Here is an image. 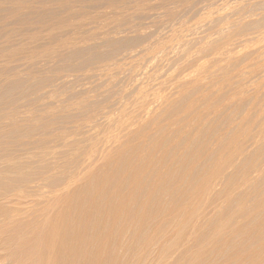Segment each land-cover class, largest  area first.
<instances>
[{"label": "rangeland", "instance_id": "rangeland-1", "mask_svg": "<svg viewBox=\"0 0 264 264\" xmlns=\"http://www.w3.org/2000/svg\"><path fill=\"white\" fill-rule=\"evenodd\" d=\"M35 1H37V2H33L34 4L33 3L32 4L35 6H36V4H38V6L35 8V10L37 9V11H34V6H29L30 8L23 6V7H26V8H23V7L22 8L26 12H28L29 17L27 15H25V17H28V19L25 21L24 20L19 21V24H18V22H15V20H13V22H12V19H13V17H15L14 15H16L18 13L19 14L17 16H19V18L15 17V19L16 20L20 19V17H21L20 12L24 11V10H22V8H21V10H20V8L17 10L18 13L17 12L14 13V10H13L12 12L14 14H12V12L10 15L8 14L7 18H9V19L5 20L6 23L3 22V25L5 26L8 24L7 25L8 27L11 26L10 28L14 29V26L16 24L13 25V27L11 24L14 22L17 23V25L15 26V29H14L15 31L11 30V33L13 34V32H14V34L16 33V35L13 34L14 35V37H13V35H11V33L8 32V34L10 33L9 35L11 36L10 37L9 35L8 36L6 35V37H9L8 38L9 42H6V44L3 42L7 46H5L2 43V41H4V39H0V42H1L0 46L2 45L6 49L9 48L8 44L12 47L13 39H15L14 41H16L18 43V42H20L19 40L22 39L21 36H23V39L25 40V41H21L20 43H18L19 46L16 44L18 48L15 46L14 43H13L14 46L12 49H11V47L8 50H6V49L2 50L0 48L1 53H5L7 51V52H9V57H10V58L5 57V59H2V60L0 58V60H1L0 61V64H1L0 65V74L1 75L5 74V76H0V84H1V80L6 79V78L11 79V82H12L13 78L18 79V81H19V82L15 81L16 79L13 80V82L15 81L16 84L19 83V85L17 84V87H15L16 84L14 83L15 84V85H13L15 88L14 89L15 91L13 90L14 92H12V90H11V89H13V86H12V88L10 90L4 91L7 93V94L4 93L5 96L3 93H0L1 94L0 98L2 99V100L0 99V115L3 116V117H0V120H1V118L4 119V117H5L4 120L2 119L0 121V122H2L1 124H3V126L0 124V127H1L0 129L4 130L7 127H9L8 129L11 130V132H12V128L15 131H16L15 128H20V131L18 129L17 132L13 131L12 135L10 134L11 137H9V139H11V140H9L8 137L6 139L5 138L6 136H4L3 131L0 130V133H2V134H0V138L2 139V140L0 139V141L1 142L3 141L2 143L0 142L1 143L0 149H3V147L5 149L6 148L12 149V150H14L15 156H16V154H18L20 156V157H18V155H17L16 157H14V162H15V160H16V162H17V160H20L21 157H22V159L24 158L23 160L27 159L29 153H25L24 151L27 150V149H25L26 146L28 149L30 148V145L34 146V143L33 144L30 143L31 141L37 142L39 140L38 142L42 141V143H43V142H45V140H47L46 138L49 137L48 135H50V136H52V138H54L53 139L54 143L51 142L50 144L53 145L52 146L53 148L55 146H57V147H55V151L52 148L54 151V153H53L54 156L51 160H52V163L53 162H59V163H56V165L58 164L59 166H57V167L55 166V168H52L54 173L51 172L50 175H52V173H53L52 176H60L59 174H61V170L65 169V171L63 170L65 173L62 171L64 174L62 173L61 176L63 175L67 178L70 177V178H68L69 180L64 177V180L71 181L72 179H74V177L71 179L72 174L74 176L76 175L75 177H78V176L80 177L82 175L84 176V174L87 170L90 171V169H91V171H94L92 169L96 170L97 167L98 168L102 167L103 161L105 160V155L110 152V156L113 154L115 156L113 149L116 147L118 149L119 144L121 142H123L121 140H124V141L127 140V142L131 144V145L129 144V147L134 146L136 144V141L133 139H128V138L131 136L132 131L135 132V131H137V129H140V128L142 129L143 126L144 127L146 126L145 129L143 127V129H144L143 131H145V130L146 131L145 132H143L142 130H140V131L145 134L146 138L144 137L145 138L144 142L147 143V144L145 143L146 145L151 144V141H150L151 139H152V142H154V140L157 138V136L159 138V134H158L159 130L162 129L165 133L168 134L167 136H171L172 133L173 134L177 133L175 131V128L180 127L179 128L180 133L177 134L178 136L174 135L176 142L179 140V136H181V134H182V136H183V134H184V136H187V137L189 136V138L194 140V142L198 141V139H200V140L204 139V141H203L204 146H203L202 150H203V152H205V156H211V155L217 154L218 153L217 150H218L219 145L222 141H226L227 139H229L230 137H233L234 135H235L234 137L237 139L238 136L240 135L239 138L242 139L243 141L239 140V138L237 140L241 143L243 142L242 144L245 147L243 156L240 159H236L233 162L232 166L225 167L226 173H231L234 166H236L235 168L241 166L243 163V160H248L250 157H252V155L256 156V161H258L260 163L264 162V0H183V1L182 0H97V1L96 0H83L84 2H82L81 0L80 1L78 0L81 4L83 3L82 5H80V3H78V1L76 2L75 0H69V4L71 3L70 4L71 5L70 10L71 11H69V9H67L68 5L66 3L61 2L60 0H48L49 2L51 1L49 3L50 6L46 5V4H48L47 0H39V1L35 0ZM41 1L43 4L47 2L44 5L46 7H51V9L50 8L48 9L45 6H43L42 3H39ZM85 1H88L87 4ZM89 1L91 2L90 7H89V4H90ZM94 1L98 2V3H96L97 6H95ZM52 2L54 4V6L52 5ZM57 2H58V4H57ZM61 3H63V5ZM76 3H78V4H76ZM64 4L66 5L67 8L65 7ZM59 5H61L63 8L62 9L59 8ZM73 5H74V8H73ZM86 6L88 9L86 8ZM52 7H54V8L58 7L59 10L61 9L60 13L58 10V13L60 15L57 13V10L55 11L56 13H49V10H50V12L55 10L54 8H53L54 9L53 10ZM75 7L76 8L78 7L77 8L78 11L76 10ZM83 7L87 10L84 9L81 11V9ZM64 8L66 10H63ZM79 8H81V9H79ZM122 8H123V10H126L127 13H124L125 11L124 12L122 11L120 13L117 10V9L122 10ZM29 9H30V12H29ZM107 9H108L109 13L107 12ZM111 10H113V13L116 12V14H111L112 13ZM115 10H117V11H115ZM25 11L22 13H25ZM38 11L39 12L41 11L40 12L41 14ZM208 11H210V12H208ZM118 12L120 15L125 14L124 20H126L127 18H130V19H127L126 21L121 22V19L124 16L118 15ZM202 12H203V14H202ZM29 13H30V15H29ZM31 13H33V14L36 13V14L32 15ZM76 13H77V15H76ZM79 13H81V14H79ZM25 14H27V13H25ZM50 14H54L55 17L52 15L50 16ZM109 14L112 16L115 15L116 18H114L112 16H111L112 18H109L110 17ZM127 14H128V17H127ZM40 15H42V16L40 17ZM56 15H58L59 17ZM65 15L66 16L68 15L71 17H66ZM80 15L85 16V17L84 16L82 17L83 20L81 19ZM108 15H109V17H108ZM116 15H118V16H116ZM129 15L131 17H129ZM23 16H24V14H23ZM35 16H36V19L34 18ZM43 16H45V17H43ZM62 16H65L63 18L66 20L70 19V18H71L70 20H72V18L74 17L73 21L74 20L78 21L79 23L78 22L77 23H78V25L80 24V26L82 24H84V22L88 19V21L85 22V24H87V25H83L82 27L78 26V29L76 28V30H74L75 28L66 27L65 29H63V31H59L57 29L56 25L58 26L61 22L64 21V19L61 18ZM117 17H121V18H117ZM179 17H180V19H179ZM181 17H182V19H181ZM55 18H57V19L60 18L61 20L59 19L58 21H56L57 19H55ZM222 18H223V20H225L224 21L225 23L222 22L223 21ZM39 19H40V22L42 24H40ZM81 20H82V22H81ZM129 20H130V22H128ZM26 21L28 23L31 22V25L35 24L36 27H37L36 24L39 22L38 28H37L38 30L36 29V27H34L32 29H35V30H32V31H34V32L36 30L37 31L35 33H32V31L30 30L31 28L29 27L30 23L28 24V23H26ZM10 22H11V24H10ZM52 22L54 24L56 23V25L55 26L51 25ZM58 22H60V23H58ZM104 22H105V24H104ZM178 22H181V23L179 24ZM23 23H25V24H23ZM20 24H22L23 27H21ZM43 24H45V25H43ZM48 24H50L49 27L54 26L53 29H55V30H53V31H54V33H57V34L56 35L54 34L53 37L55 38L58 35L56 37L57 39H54L53 37H51V34L53 33L52 31H51L52 33L49 34L50 38H49V36L47 37L48 34L45 35L46 30L44 31L45 33L42 31V35H45L47 39L49 38L48 39L49 43L47 42V39L45 38V36H42V38L39 39L38 42L42 45H45V46L40 47V50L41 51L43 50V51L42 52L40 51V53H39L40 56L39 55L37 56V53L39 52L38 51L39 48L38 49L35 48L34 50L32 49V48H34L33 42H32L33 38H31L29 35L30 34L40 35L41 31L39 30V28H41V30H42L43 27H45V28L48 27L47 26ZM223 24H225V25H223ZM3 25L1 24V26H3ZM104 26H105V28H104ZM16 27L18 30H16ZM26 27H29L30 29L27 30ZM70 28L73 30H71ZM20 29H22V30H20ZM46 29H48V28H46ZM23 30H24V32H23ZM25 31H28V32L31 31V33L29 32L30 33L29 34L27 32L28 33V35H27V33H25ZM39 31H40V33L37 34V32H39ZM55 31H57V32H55ZM180 31H182V33H180ZM22 33H25V34H22ZM102 33H103V36L101 35ZM17 34L18 35L20 34L19 35L20 37ZM59 34L60 35L63 34V35H61L62 36L61 39L62 38L66 39L69 37L68 39L70 41H72L71 42L72 45L77 44V45H73L74 47L72 45H68V47H67L68 50L72 46L80 54L77 52L78 53V55H77V53L75 52L76 50H75L73 55H72V52H73L72 50H74L72 47H71L72 49L69 50L70 52L72 51L71 55H70V52L67 51V49L65 51L64 50L65 47H61L59 44L61 41V39H59V37H60ZM87 34L89 36H87ZM73 35H74L75 39L73 38ZM104 35H106V37ZM17 36H18V38H17ZM64 36H65V38H64ZM52 38L54 40V41L52 40L53 43L50 40ZM16 39H18V41ZM73 40H75V41L73 42ZM76 41H77V43H76ZM22 42H24V43L22 44ZM25 44H27V45H25ZM29 44H31V45H29ZM48 45H49V48H48ZM229 45H231V46H229ZM233 45H234V47H233ZM20 46L27 47L29 52L31 51L30 55H29L28 50L25 52V50L27 48L23 47L24 48V50H23V48ZM29 46H31L32 48ZM140 46L142 47V49L146 53L141 49ZM78 47H80V48L77 49ZM81 47H82V49H84V51H81ZM223 47H226V48H223ZM30 48H31V50H30ZM43 48H46V49H43ZM214 48H215V50H214ZM13 49H15L16 51H14ZM17 49H18V52H17ZM223 49L225 50V52L222 51ZM228 49H232V50H228ZM139 50L140 51L142 50V55L144 53V56L146 57V59H144V57L141 56V52ZM218 50H220V51H218ZM11 51H14L15 53L11 52ZM20 51H21V53H20ZM34 51H37V52H34ZM47 51L48 52L52 51L51 55H50V52L47 53V55H45L43 53V52L46 53ZM53 51H55V52H53ZM10 52L12 53V57L10 56L11 55ZM189 52H191V53H189ZM35 53H36V57L33 58L32 56H35ZM53 53H54V55H53ZM133 53L135 56H131V55H133ZM136 53H140V55L137 56ZM197 53H198V55H197ZM13 55H14V57H13ZM16 55H18V56H16ZM139 56H141L142 58ZM191 56H194L195 59ZM53 57H55V58L53 59ZM136 57L138 59L140 58L141 60L139 59L137 61ZM70 58H71V60H70ZM154 59H156V60H154ZM202 59H204V60H202ZM7 60L10 61L8 64H10V65L12 63L13 64L11 66L7 65V63H5V62H8ZM153 60H154V62H153ZM116 61H118V62H116ZM135 61H136V63H135ZM137 62H138V64H137ZM149 63H151V64H149ZM3 64H5L4 67H3ZM199 64L200 65L204 64V65L201 68V66ZM207 64H210V65L207 66ZM67 65H69V66H67ZM233 65H234V67H233ZM57 66H60V67H57ZM101 66H103V67L99 68ZM104 66H106V67H104ZM17 67H19V68H17ZM107 67L108 68L110 67V68L108 69ZM119 67H120L121 71L120 70L117 71V69H119ZM121 67L122 68L124 67L123 69H124V71L126 70V72L122 71L123 69ZM15 68H16V71H14ZM36 68H38V69H36ZM98 68L102 72L104 70L103 68H105V70L106 69L109 70V73H108V71H105V73L103 72L105 76H103V75L101 76V74H103V73L100 72V70ZM12 69H14L13 70V72H15L14 75H12L13 74ZM39 69H40V71H39ZM130 69H132V70H130ZM4 70L5 71L7 70V73ZM8 70H10V72ZM57 70L59 72L60 71L61 72L59 73ZM80 70H82V71H80ZM114 70H116L117 73H115L116 71H114ZM206 70H207V72H206ZM193 71H194V73H193ZM20 72L22 73V75ZM112 72H114V73H112ZM133 72H135V73L133 74ZM221 72H223V73H221ZM224 72H226V73H224ZM8 73H9V75H7ZM10 73H11L12 78H10L11 77ZM151 73H153L154 75ZM111 74H112V77H111ZM24 75H25V79H23L24 77H21ZM61 75L62 76L64 75V76L62 77ZM107 75H109L111 78L109 76L107 78ZM120 75H121V77H120ZM82 76H83V78H82ZM91 76H92V78H91ZM160 76H162V77H160ZM182 76H183V78L184 77L186 78L187 76H189V77H187L184 80L182 78ZM19 77H21L20 80H22V81L24 80V81L23 82L20 81ZM68 77L71 79H69ZM141 77H142V79H141ZM63 78H66V79H63ZM174 78H176L177 80ZM180 78H181V80H180ZM49 80H51V81H49ZM83 80H85V81H83ZM179 80L183 84H184V81L185 82L190 81V82L186 83L188 85L185 84L186 86H184L183 84L179 83L180 82ZM161 82L164 84H162ZM49 84H51V85H49ZM157 84L158 85L160 84V85L158 86ZM170 84L172 86H170ZM20 85H22V86H20ZM18 86H19V88H18ZM47 86H49V87H47ZM84 86H87V87H84ZM65 87H66V90L68 89V91L65 90ZM137 87H138V90H137ZM17 88H18V90H17ZM139 88H141L143 91L141 90V92H140ZM164 88H166V89H164ZM185 88H186V90H185ZM24 89L26 90V93H28V94H26L25 91H23ZM59 89H60V91L61 90L62 91L61 92L58 91ZM3 90L0 88V91L3 92ZM48 90H50V91H48ZM156 90L158 92H155ZM9 91H11L10 92L11 94L9 93ZM22 91L24 93L21 94L20 92H22ZM54 91H55V93H54ZM122 91H124V92H122ZM52 92H53V95H52ZM143 92H144V94L142 95ZM49 93H50V96H49ZM138 93H141L140 94L141 96ZM79 94H80V96H79ZM154 94H156V96ZM145 95H147L146 99L144 98ZM160 95H162V96L167 95V97L161 96L162 99L160 100ZM2 96H4V98ZM136 96L138 98H140V97L141 98L138 99ZM186 96H187V98H186ZM53 97L55 98V100H53L54 99ZM155 97H156V99H154ZM163 99H165L166 101ZM50 100H52L53 102ZM75 100H76L77 104H76ZM137 100H139V101H137ZM162 100H163V103H160L159 101H162ZM189 100H190V102H189ZM26 101H27V103H25ZM119 101H121V102H119ZM156 101L159 102V105ZM147 102H148V104H147ZM13 103H15V104H13ZM122 103L123 104L125 103V104L123 105ZM56 105H57V107H56ZM76 106H78V107H76ZM117 107H118V109H117ZM121 107H122V109H120ZM147 107H149V112H151L152 110H155L154 112L152 111L154 116L148 112L150 114V116H153V117H150L149 115L145 116V114L147 113L146 111H148ZM9 108H11V109H9ZM126 108H127V110H125ZM52 111H54V112H52ZM122 111H123V113H122ZM103 112H104V114H103ZM120 112H121V114H120ZM144 112H146V113H144ZM88 113H90V114H88ZM165 113L167 115L164 116ZM25 114H27V115H25ZM50 114H52V115H50ZM118 114H120L119 115L120 117L117 116ZM155 114H158V116ZM96 116H98V117H96ZM126 117H127V119H126ZM108 118L110 120V121L108 120L109 122L107 121ZM111 118H112V120H111ZM162 118H163V120H162ZM113 119L117 120V121L114 122ZM39 121H41V122H39ZM191 121H192V123H191ZM108 123H109V125H108ZM132 123H133V125L130 126ZM114 125H116L117 127L115 126L116 127L115 128ZM124 125H125V127H124ZM199 125H200V128L199 127L197 128V126H199ZM127 126H129V127L126 128ZM159 127L161 129H159ZM93 128H95V129H93ZM129 128H131V130L132 129L133 130L131 132H127V131H129L128 130ZM134 128H136V130ZM116 129H119V130H116ZM183 129L186 131H184ZM189 129H191V130L189 131ZM194 129H196L197 133L194 132ZM260 129H262V130H260ZM171 130H174V131H171ZM181 130H183V131H181ZM235 130L238 131L237 134H236ZM233 131H235V132L233 133ZM107 132H108V135H107ZM127 133L128 134L130 133V135H128ZM218 133H219V136L216 135ZM238 133H239V135H238ZM243 133H247V134H243ZM249 133L251 135L252 134H255V135L250 136ZM257 133H258V135H257ZM53 134H54V137H53ZM60 134L63 135L64 138H63V136L61 137ZM241 134H242V136H241ZM43 135L45 136V138ZM55 135H58V139ZM112 135L114 136V138ZM116 136H118V137H116ZM2 137L5 138V140H3ZM245 137H247V139ZM19 138L21 140V143H22L21 145L23 146V148H22V146L21 147L19 146L20 145ZM22 138H23V140H22ZM153 138H154V140H153ZM249 138H250V141H249ZM117 139L118 140L120 139L121 142L119 143ZM222 139H224V140H222ZM245 139H246V141H245ZM115 140H117V141L115 142ZM200 140L198 142H200ZM247 140H248V142H247ZM24 141L26 143H24ZM66 141H68V143H66ZM13 142L15 145L12 144ZM176 142L173 141L174 144L171 143V148L173 147L172 149H174V150L176 149V151H179L180 148H179V146H177L178 143H176ZM198 142H196V144L200 145ZM213 142L215 144H213ZM175 143H176L177 147L175 146ZM9 144L11 147L8 146ZM16 144H17V146H16ZM26 144H29V145H26ZM5 145H7L8 147ZM13 145L16 146L15 148H17L19 146L20 149L19 148L18 149L20 151L18 149L13 148L14 147ZM38 145H41V143H38ZM112 145H114V146H112ZM209 145L210 146L212 145L214 148L211 146L210 147L211 149H209V147H207ZM1 146H2V148H1ZM75 146H77V148ZM108 147H110L111 149ZM215 147H216V149H215ZM106 148H107V150H106ZM23 149H25V150L23 151ZM58 149H59V151H58ZM76 149H78L80 153ZM109 149H110V151H109ZM83 150H84V152H83ZM91 150H92V153L89 154L91 152ZM105 150H106V152H105ZM57 151L60 152L61 155H57L58 154ZM76 151L79 153V157H77L78 155H77ZM86 151H89L88 155H87ZM15 152H16V154H15ZM55 152H56V154H55ZM115 152H116V149H115ZM208 152H209V154H208ZM84 153H86V154H84ZM99 153H100V155H99ZM23 154H24V156H23ZM129 154H130L129 157H131V158L134 157V156L133 157L131 156V153H129ZM26 155H27V157H26ZM56 155H57V157H55ZM29 156H31V154ZM103 156H104V158H103ZM81 157H82V160H81V162H79ZM83 157H84V160H83ZM86 157L87 158L92 157V159H89L90 161L87 159L89 162L88 161L86 162ZM54 159H57V160L55 161ZM78 159H79V161H78ZM1 160L2 159H0V161ZM92 161H93V163H92ZM76 162H77V164H76ZM78 164H80V166ZM87 164H88V166H87ZM64 165H65V167H64ZM76 165H77V167H75ZM92 165L93 166L96 165V167H93ZM113 168L114 167H112V169ZM55 172H56V174H55ZM66 173H67V175H66ZM63 176H62V178H63ZM263 176H264V174H263ZM256 177H258L257 174H256ZM260 180H262V179L260 178ZM260 182H259V185L262 184L261 186H263L264 184L260 183ZM263 182H264V179H263ZM219 185H221V182L219 183ZM99 186H100V184H99ZM101 187H102V185H101ZM221 188L223 189L224 187L220 186V189ZM241 188H245V187L238 185V187L234 190V192L231 193L229 196H231L232 199L236 200L238 198V193L240 192L239 190ZM218 189H219V186H218ZM228 192H229V190H227L225 193H228ZM247 204H248V202H247ZM219 210L220 209H217V211H219ZM225 231H226V236L228 239L235 240L237 238L236 237L237 235L235 233V225L230 224L226 228ZM257 240H258V237L256 236V241ZM191 244L194 245V242L189 243L190 246H193ZM208 249L211 250V247H209V245L204 247V250L206 251L207 254L211 253L210 251H207ZM207 254L205 256H208V259H210L211 257H209V255L211 256V254H208V255ZM2 255L6 257L7 252L5 255V251H4V253H2ZM260 255H263V254H260ZM218 258H220V257H218ZM210 260H213V259L211 258ZM0 264H5V263L0 262Z\"/></svg>", "mask_w": 264, "mask_h": 264}, {"label": "bare ground", "instance_id": "bare-ground-1", "mask_svg": "<svg viewBox=\"0 0 264 264\" xmlns=\"http://www.w3.org/2000/svg\"><path fill=\"white\" fill-rule=\"evenodd\" d=\"M60 1L63 3H66L68 5V8L64 4L65 7L67 9H69V11H71L70 10L71 9V5H70L71 3L69 4V0H60ZM75 1L77 2L78 0H75ZM79 1H78V3H80ZM81 1L84 2L83 0H81ZM96 1H94L95 6H97L96 3H98ZM33 2H37V1H35V0H0V39H4V41H2V43L4 42L6 44V42H9V40H8L9 37H6V35L8 36L11 33V30L15 31L14 29H15V26L17 25V23H15V22H18V24H19V21H21V20L25 21L28 19V17H29L28 12H26L23 8H26L29 6H34V11H37V9L35 10V8L38 6V4L35 3L36 4V6H35V5H33L34 4ZM47 2H48V4H46ZM47 2L44 4H46L48 6L51 1L49 2L47 0ZM53 2H52V5L54 6ZM85 2L87 4L88 1H85ZM39 3H42V1ZM63 3H61V4L63 5ZM78 3H76V4H78ZM89 3H90L89 4V7H90L91 2L89 1ZM44 4H43V6H45ZM57 4H58V2H57ZM82 4L80 3V5H82ZM23 6H26V7H23ZM84 7L82 9L81 8H79V9H81V11H82L85 9ZM19 8H20V10L22 8V10H24L25 13H27V14L22 13L24 11H22V12L19 11L21 13V17L19 20H16L15 17L19 18V16H17L19 14L17 11ZM46 8L51 9V7H46ZM53 8L54 7H52V9ZM57 8L55 7L54 8L55 10L53 9L54 11H52V12H50V10H49V13H56L55 12L56 10L58 13L59 8L62 9L63 7L61 5H59V8L58 9ZM73 8H74V5H73ZM77 8H76V10H77ZM86 8H87V6H86ZM61 9L59 10V13L61 12ZM87 9H85V10H87ZM13 10H14V13L15 12L18 13L16 15H14L15 17H13L11 15L13 17L12 22H13V20H15V22L12 24L10 22V24L12 25V27H13V25L16 24L14 26V29L10 28L11 26L8 27L7 26L8 24L5 26L3 25V22H5V20L9 19V18H7L8 14L10 15ZM63 10H66V9L64 8ZM117 10L120 13L122 11L123 12L125 11L124 13H127V11L123 10V8H122V10L120 9L121 11L119 9H117ZM117 10H115V11H117ZM111 11H112L111 14H116L115 11H114L115 13H113V10H111ZM29 12H30V9H29ZM107 12H108V9H107ZM119 12H118V15H120ZM208 12H210V11H208ZM14 13L12 12V14H14ZM36 13H34V14L31 13V14L35 15ZM23 14H24V16H23ZM79 14H81V13H79ZM202 14H203V12H202ZM25 15H27L28 17H25ZM29 15H30V13H29ZM51 15L55 17L54 14H50V16ZM76 15H77V13H76ZM109 15H108V17H109ZM118 15H116V16H118ZM124 15H122V16H124ZM41 16L42 15H40V17ZM56 16H58V15H56ZM65 16H62L61 18L64 19L63 17H65ZM83 16L84 15H80L81 19ZM111 16L112 15H110L109 18H112V17L116 18L115 15L112 17ZM43 17H45V16H43ZM66 17H71V16L67 15ZM127 17H128V14H127ZM129 17H131V16L129 15ZM34 18L36 19V16ZM73 18H72V20H70L71 18L67 19V20L64 19V21L61 23L58 22V23H60L58 26L56 25V23L54 24L53 22L51 25H54V26L56 25V27L59 31H63V29H65L66 27L75 28L74 30H76V28L78 29V26L82 27L83 25H87V24H85V22L88 21V19L86 21L84 20L85 21L84 24H82L80 26V24L78 25V23H79L78 21H75V20H74L75 22L73 21ZM117 18H121V17H117ZM124 18H125V16L122 18L123 20L121 19V22L122 21L124 22L127 19H130V18H127L126 20H124ZM55 19H57V18H55ZM59 19L60 18H58L56 21H58ZM179 19H180V17H179ZM181 19H182V17H181ZM82 20H81V22H82ZM222 20H223V18H222ZM224 21L225 20H223L222 22H224ZM39 22H40V19H39ZM128 22H130V20ZM26 23H28V22L26 21ZM29 23L31 25V22H29ZM38 23L36 24L37 27L35 26V24L31 25V26L29 25V27L31 29L29 27H26L27 30L28 29H30L31 31L35 30V29H32L34 27H36V29H37ZM178 23L180 24L181 22H178ZM1 24L4 27L1 26ZM23 24H25V23H23ZM40 24H42V23L40 22ZM104 24H105V22H104ZM43 25H45V24H43ZM223 25H225V24H223ZM20 26L23 27L22 24H20ZM47 26L48 27H46V28H48V29L43 27L44 30L43 29L41 30V28H39V30L41 31L40 35H35V34L32 35V34H30L31 31H29L30 33L28 31H25V33L28 32L30 34L29 36L31 38H33L32 42H33L34 48H32L31 46H29V47H31L33 50L35 48H37V49L39 48L38 49L39 52L37 53V56L39 55V53L41 51L40 47L45 46V45H42L38 42L39 39H41L42 36H45L47 34H48L47 35V37H48L49 34L52 32H53L52 33L53 35L51 34V37H53L54 34L55 35L57 34V33H54V31H53V30H55V29H53L54 26L49 27L50 24H48ZM17 27H16V30H18ZM104 28H105V26H104ZM20 30H22V29H20ZM71 30H73V29H71ZM40 31L37 32V34H39ZM42 31L43 32L45 31L46 34L42 35ZM8 32H10V33L8 34ZM23 32H24V30H23ZM35 32L32 31V33H35ZM55 32H57V31H55ZM25 33H22V34H25ZM28 33H27V35H28ZM180 33H182V31H180ZM13 34H14V32H13ZM13 34L11 33V35H13ZM14 35H16V33ZM14 35H13V37H14ZM61 35H63V34H61ZM61 35H60L59 39H61V37H62ZM101 35L103 36V33ZM18 36H17V38H18ZM87 36H89V35L87 34ZM104 36L106 37V35H104ZM21 37L23 39V36H21ZM56 37L55 38L53 37V38L57 39ZM45 38H46V36H45ZM49 38H50V36H49ZM53 38L50 39L52 43L54 41ZM64 38H65V36H64ZM68 38H66V39L62 38L60 43H59L61 47H65V49H64L65 51H66L68 45H72V43H71L72 41H70ZM73 38H74V35H73ZM22 39L19 41L20 42L25 41L24 39L23 40ZM48 39H47V42H48ZM14 40L15 39H13V41L12 40L11 41L17 47L18 43H20V42L17 43ZM16 40L18 41V39H16ZM74 41L75 40H73V42ZM13 43H12V47L7 43L8 47L9 48L11 47V49H12L14 46ZM23 43L24 42H22V44ZM76 43H77V41H76ZM0 44H1V42H0ZM25 45H27V44H25ZM29 45H31V44H29ZM73 45H77V44H73ZM5 46H7V45H5ZM229 46H231V45H229ZM2 47L3 46L1 45L0 48L2 50L6 49L5 47H3L4 48L3 49ZM20 47H22V46H20ZM71 47L69 50H71L74 46L72 48ZM233 47H234V45H233ZM9 48H7L6 50H8ZM24 48H27V47H24ZM24 48H23V50H24ZM31 48H30V50H31ZM48 48H49V45H48ZM79 48L80 47H78L77 49H79ZM223 48H226V47H223ZM43 49H46V48H43ZM73 49H74V50H72L73 52L71 51L72 55H73L74 51L76 50L75 48H73ZM141 49H142V47H141ZM13 50L16 51L15 49H13ZM27 50H28V48L25 50V52ZM69 50L67 49L68 52H70ZM142 50L141 51L139 50L141 52V56H143L144 59H146V57L144 56V53L142 55ZM214 50H215V48H214ZM228 50H232V49H228ZM14 51H11V52H14ZM81 51H84V49H82V47H81ZM218 51H220V50H218ZM222 51L225 52L224 49ZM6 52L5 53L0 52L1 53L0 54L1 60L5 59V57H7V58L9 57V52H7V53ZM17 52H18V49H17ZM28 52H29V50H28ZM34 52H37V51H34ZM49 52L47 51L46 53L45 52H43V53L45 55H47V53H49ZM51 52H50V55H51ZM53 52H55V51H53ZM71 52H70V55H71ZM75 52L77 53L78 51L76 50ZM20 53H21V51H20ZM30 53H31V51L29 52V55H30ZM78 53H77V55H78ZM189 53H191V52H189ZM53 55H54V53H53ZM136 55L138 56V55H140V53H136ZM197 55H198V53H197ZM10 56L12 57V53ZM16 56H18V55H16ZM131 56H135L134 53ZM141 56H139V57H141ZM13 57H14V55H13ZM32 57L33 58L36 57V53H35V56H32ZM191 57L194 58V56H191ZM54 58L55 57H53V59ZM139 59L137 58L136 60L138 61ZM70 60H71V58H70ZM154 60H156V59H154ZM154 60H153V62H154ZM202 60H204V59H202ZM9 62L10 61L5 62V63H7V65L11 66L13 63L10 65V64H8ZM116 62H118V61H116ZM135 63H136V61H135ZM137 64H138V62H137ZM149 64H151V63H149ZM203 65L204 64L200 65L201 68ZM208 65H210V64H207V66ZM4 66H5V64H3V67ZM67 66H69V65H67ZM106 66H104V67H106ZM57 67H60V66H57ZM102 67L103 66H101L99 68H102ZM233 67H234V65H233ZM17 68H19V67H17ZM36 69H38V68H36ZM103 69H104L103 70L104 73H105V71H108V73H109V70H107V69L105 70V68H103ZM13 70L14 69H12V72H13ZM118 70H120V67H119V69H117V71ZM130 70H132V69H130ZM8 71L10 72V70H8ZM14 71H16V68ZM39 71H40V69H39ZM80 71H82V70H80ZM114 71H116V70H114ZM117 71L115 73H117ZM122 71H124V69ZM194 71H193V73H194ZM5 72L7 73V70ZM100 72H102V71L100 70ZM124 72H126V70ZM206 72H207V70H206ZM14 73L15 72H13L12 75H14ZM104 73L101 74V76L102 75L105 76ZM112 73H114V72H112ZM134 73L135 72H133V74ZM153 73H151V74H153ZM221 73H223V72H221ZM224 73H226V72H224ZM7 75H9V73ZM21 75H22V73H21ZM109 75H107V78ZM0 76H5V74L4 75L0 74ZM10 76H11V73H10ZM162 76H160V77H162ZM21 77H24L23 79H25V75L21 76ZM21 77H19V80L21 79ZM111 77H112V74H111ZM120 77H121V75H120ZM187 77H189V76H187ZM10 78H12V76ZM82 78H83V76H82ZM91 78H92V76H91ZM182 78H183V76H182ZM186 78L184 77L183 79L185 80ZM15 79L16 78H13L12 82H11V79H7V78L2 79L1 84H0V88L2 90L3 89L4 90H3V92L0 91V93L7 94L4 91L10 90L12 88V86L16 84L15 81L19 82L18 79H16V80ZM63 79H66V78H63ZM69 79H71V78H69ZM141 79H142V77H141ZM174 79H176V78H174ZM13 80H15V81L13 82ZM180 80H181V78H180ZM20 81H22V80H20ZM49 81H51V80H49ZM83 81H85V80H83ZM189 82L184 81V84H183L180 81L179 83L186 86V85H188L186 83H189ZM17 84L19 85V83H17ZM17 84L15 87H17ZM162 84H164V83H162ZM49 85H51V84H49ZM20 86H22V85H20ZM170 86H172V85L170 84ZM47 87H49V86H47ZM84 87H87V86H84ZM18 88H19V86H18ZM18 88H17V90H18ZM14 89L15 88L13 86V89H11L12 92L15 91ZM164 89H166V88H164ZM65 90H66V87H65ZM137 90H138V87H137ZM139 90L141 92L142 89L139 88ZM185 90H186V88H185ZM23 91H25V93H26L25 89ZM23 91L20 93L21 94L24 93ZM48 91H50V90H48ZM58 91H60V89ZM66 91H68V89ZM10 92L11 91H9V93ZM122 92H124V91H122ZM155 92H158V91L156 90ZM54 93H55V91H54ZM5 94H4V96H5ZM26 94H28V93H26ZM138 94L140 95L141 93H138ZM143 94H144V92L142 93V95ZM52 95H53V92H52ZM154 95L156 96V94H154ZM0 96H1V94H0ZM4 96H2V97L4 98ZM49 96H50V93H49ZM79 96H80V94H79ZM146 96L147 95H145V97H144L145 99H146ZM161 96L162 95H160V100L162 99V97H165V96L167 97V95L162 96V97ZM140 98H138V99H140ZM186 98H187V96H186ZM154 99H156V97ZM165 99H163V100H165ZM53 100H55V98ZM163 100L159 101V102L163 103ZM50 101H52V100H50ZM137 101H139V100H137ZM75 102H76V100H75ZM119 102H121V101H119ZM159 102H157L158 105H159ZM189 102H190V100H189ZM25 103H27V101ZM13 104H15V103H13ZM76 104H77V102H76ZM147 104H148V102H147ZM56 107H57V105H56ZM76 107H78V106H76ZM147 108H148V111H146V112L148 113L149 107H147ZM9 109H11V108H9ZM117 109H118V107H117ZM120 109H122V107ZM125 110H127V108ZM152 111L154 112L155 110H152ZM152 111L149 113H151L153 115ZM52 112H54V111H52ZM146 112H144V113H146ZM122 113H123V111H122ZM147 113L145 114V116H148V115L150 116V114L149 113L147 114ZM88 114H90V113H88ZM103 114H104V112H103ZM120 114H121V112H120ZM120 114H118L117 116H119ZM25 115H27V114H25ZM50 115H52V114H50ZM155 115L158 116V114H155ZM165 115H167V114L165 113L164 116ZM153 116H150V117H153ZM0 117H3V116L0 115ZM96 117H98V116H96ZM2 119L3 118H1V120ZM4 119H5V117H4ZM126 119H127V117H126ZM108 120H109V118L107 119V121ZM111 120H112V118H111ZM162 120H163V118H162ZM115 121H117V120H114V122ZM39 122H41V121H39ZM1 123L2 122H0V124ZM191 123H192V121H191ZM1 125L3 126V124H1ZM108 125H109V123H108ZM132 125H133V123L130 126H132ZM115 126L116 125H114V127ZM124 127H125V125H124ZM128 127L129 126H127L126 128H128ZM143 127H142V129L141 128L137 129V131H135V132H133L132 131L133 129L131 130V128H129L128 129L129 131H127V132L132 131L131 132L132 134L128 139H133L136 141V144L134 146L129 147L130 143H128L127 140H125V141L121 140V141H123V142H121L120 139L119 140L117 139L118 142L119 143L121 142V143L119 144L118 149H117V147L113 149L115 156H114V154L110 156L109 151L111 148L108 147V148H110L108 151L109 153L107 152L108 154L105 155V160L103 161L102 167H99V168L97 167L96 170L92 169L94 171H91V169H90V171L87 170L85 172L84 176L82 175L80 177L79 176L75 177L76 175L74 176L72 174L71 179L73 177H74V179H72L71 181L64 180L65 176H63V175H62L63 176V178H62L61 174L65 171V169H63V168L62 169L64 171L61 170V174H59L60 176H52L54 173L52 168H55V166L56 167L59 166L58 164L56 165V163H59V162H53L52 163L51 159L54 156L53 153L55 151V147H57V146H55L53 148L52 147L53 145L50 144L51 142L54 141L53 140L54 138H52V136H50V135H48L49 137L46 138L47 140H45V142H43V143H42V141L41 142H38L39 140L37 141L38 143H41V145H38L37 142L31 141L30 143H32V144L34 143V146L30 145L29 149L27 148V146H26V148L24 147L27 150L24 151L25 149H23V151L25 153H29V155L31 154V156H29L27 154L28 157L26 155V157H27V159L25 158L26 160H23L24 158L22 159V157H21L20 160H17V162L15 160V162H14V157H16L18 155V154H16V152H15L16 156L14 155V150L9 149V148L5 149L4 147H3V149H0V159H2L0 161V262L5 263V264H264V256H263L264 255V185L263 186H261L262 184L259 185L260 181H261L260 183L264 184V182H263V179H264V176H263V174H264L263 173L264 172V162L260 163V162L256 161V156L252 155V157H250L248 160H243V163L241 166H239L237 168H235L236 166H234L231 173L225 172V167L232 166L233 162L236 159H240L243 156L245 147L242 144L243 142L241 143L237 140L240 136L239 133H238L239 136L237 139L234 137L235 135L234 136L232 135L233 137H230L226 141H222L219 145L218 150H217L218 151L217 154H214L211 156H205V152H203V150H202L203 146H204V142H203L204 139H201V140L198 139V141L200 140V142H198V141H196V142H198L200 145H197L196 142H194V140L189 138V136L188 137L184 136V134L182 136V134H181V136H179V140L176 142L174 135H177L178 133H180V130H179L180 127L175 128V131L177 133H175V134L172 133L171 136H167L168 134L165 133L159 127V129H161L158 132L159 138H158V136L155 140L153 138L154 142H152V139L151 140L149 139L151 141V144H148V145H146L147 143L144 142V140L146 138L145 134L140 131V130L143 131L146 128V126L144 127V129H143ZM198 127L200 128V125L197 126V128ZM8 128L9 127H7L4 130L0 129L1 131H3L4 136H6L5 137L6 139H7V137H8V139H9V137H11L13 131L17 132L18 129L20 131V128H15L16 131L13 130V128H12V132H11V130H9ZM93 129H95V128H93ZM134 129L136 130V128H134ZM116 130H119V129H116ZM183 130H181V131H183ZM190 130L191 129H189V131ZM260 130H262V129H260ZM145 131H143V132H145ZM171 131H174V130H171ZM184 131H186V130H184ZM235 131H233V133ZM194 132H196V129H194ZM237 132L238 131H236V134H237ZM0 134H2V133H0ZM243 134H247V133H243ZM107 135H108V132H107ZM128 135H130V133ZM216 135L219 136V133ZM252 135L254 136L255 134H252ZM252 135L250 134V136H252ZM257 135H258V133H257ZM55 136L58 139V135H55ZM62 136L63 135H61V137ZM241 136H242V134H241ZM53 137H54V134H53ZM116 137H118V136H116ZM5 138H3V140H5ZM44 138H45V136H44ZM63 138H64V136H63ZM113 138H114V136H113ZM245 138L247 139V137H245ZM224 139H222V140H224ZM246 139H245V141H246ZM9 140H11V139H9ZM19 140H20V138H19ZM22 140H23V138H22ZM117 140H115V142ZM239 140L243 141L240 138H239ZM173 141L178 143L177 146H179V148H180L179 151H176V149L175 150L172 149L173 147L171 148V143H173ZM249 141H250V138H249ZM19 142H20V145L19 144L18 145L21 147L22 146L21 140ZM247 142H248V140H247ZM24 143H26V142L24 141ZM66 143H68V141H66ZM176 143H175V146H176ZM12 144H14V142ZM213 144H215V143L213 142ZM26 145H29V144H26ZM5 146H7V145H5ZM8 146H10V144ZM16 146H17V144H16ZM16 146H14L13 148H15ZM19 146L15 149H18ZM112 146H114V145H112ZM211 146L209 145L207 147H209V149H211L210 148ZM75 147L77 148V146H75ZM216 147H215V149H216ZM1 148H2V146H1ZM22 148H23V146H22ZM52 148L54 149V151ZM115 149H116V152H115ZM76 150H78V149H76ZM106 150H107V148H106ZM106 150H105V152H106ZM58 151H59V149H58ZM78 152H79V150H78ZM78 152H77V155H78L77 157H79V153H80V152L79 153ZM83 152H84V150H83ZM86 152L88 155L89 151H86ZM91 153H92V150L89 154H91ZM129 153H131V156L132 157L134 156V157L133 158L129 157L130 156ZM24 154H23V156H24ZM55 154H56V152H55ZM84 154H86V153H84ZM208 154H209V152H208ZM57 155H61L60 152H58ZM57 155L55 157H57ZM99 155H100V153H99ZM18 157H20V156L18 155ZM103 158H104V156H103ZM87 159L88 160L92 159V157H90V158L86 157V162L88 161ZM54 160L56 161L57 159H54ZM81 160H82V157H81L80 161L78 159L79 162H81ZM83 160H84V157H83ZM92 163H93V161H92ZM76 164H77V162H76ZM78 165L80 166V164H78ZM87 166H88V164H87ZM64 167H65V165H64ZM75 167H77V165ZM93 167H96V165ZM112 167H114V168L112 169ZM51 172H53L52 175H50ZM55 174H56V172H55ZM256 174L258 175V177H256ZM66 175H67V173H66ZM65 178L68 179L70 177H68V178L65 177ZM260 178L262 180H260ZM220 182H221V185H219ZM99 184H100V186H99ZM101 185H102V187H101ZM238 185L244 186L245 188H241L239 190L240 192L238 193V198L236 200H234L229 195L234 192V190L238 187ZM218 186H219V189H218ZM220 186L221 187L223 186L224 188L220 189ZM227 190H229V192L225 193ZM247 202H248V204H247ZM217 209H220V210L217 211ZM230 224L235 225V233L237 235L236 236L237 238L235 240L228 239L226 236L225 230ZM256 236L258 237L257 241H256ZM191 242L192 243L194 242V245L191 244L193 246L189 245V243H191ZM208 245H209V247H211V250H209L210 249L209 248L207 251L211 252L208 254H211V256L209 255V257H211L213 260H210L211 258L208 259V256H205L207 253L204 250V247H206ZM4 251H5V255L7 252L6 257L2 255V253H4ZM260 254H263V255H260ZM218 257H220V258H218Z\"/></svg>", "mask_w": 264, "mask_h": 264}]
</instances>
